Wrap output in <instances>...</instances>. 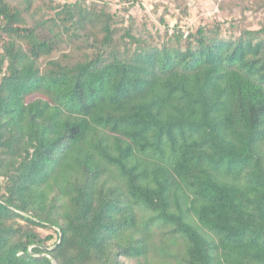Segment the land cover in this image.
<instances>
[{
  "label": "trees",
  "instance_id": "16d2710c",
  "mask_svg": "<svg viewBox=\"0 0 264 264\" xmlns=\"http://www.w3.org/2000/svg\"><path fill=\"white\" fill-rule=\"evenodd\" d=\"M139 2L0 0V264H264V0Z\"/></svg>",
  "mask_w": 264,
  "mask_h": 264
},
{
  "label": "rangeland",
  "instance_id": "374dc122",
  "mask_svg": "<svg viewBox=\"0 0 264 264\" xmlns=\"http://www.w3.org/2000/svg\"><path fill=\"white\" fill-rule=\"evenodd\" d=\"M114 8L121 9L124 0H110ZM221 0H187L189 3L190 16L184 19L183 24L186 26H195L199 23L214 22L216 20H225L224 16L219 11L218 2ZM159 2H167V0H141L135 8L131 9L133 14H137L139 17L149 18L154 22L158 21V16L163 11V6L160 5L158 10H154L156 4ZM160 4V3H159ZM127 6V5H126ZM173 9V8H171ZM171 25L174 24L175 20H172L169 15H167Z\"/></svg>",
  "mask_w": 264,
  "mask_h": 264
}]
</instances>
